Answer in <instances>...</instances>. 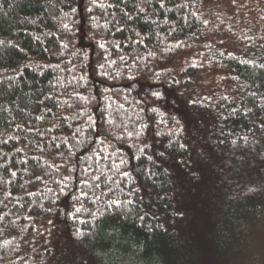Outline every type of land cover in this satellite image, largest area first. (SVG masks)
Wrapping results in <instances>:
<instances>
[{
	"label": "trees",
	"instance_id": "trees-1",
	"mask_svg": "<svg viewBox=\"0 0 264 264\" xmlns=\"http://www.w3.org/2000/svg\"><path fill=\"white\" fill-rule=\"evenodd\" d=\"M264 219V0H0V264H238Z\"/></svg>",
	"mask_w": 264,
	"mask_h": 264
},
{
	"label": "rangeland",
	"instance_id": "rangeland-1",
	"mask_svg": "<svg viewBox=\"0 0 264 264\" xmlns=\"http://www.w3.org/2000/svg\"><path fill=\"white\" fill-rule=\"evenodd\" d=\"M238 264H264V219L249 233Z\"/></svg>",
	"mask_w": 264,
	"mask_h": 264
}]
</instances>
